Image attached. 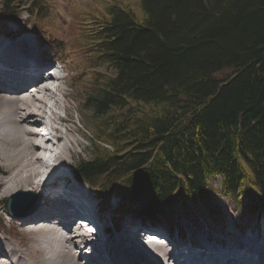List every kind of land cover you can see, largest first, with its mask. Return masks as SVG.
I'll use <instances>...</instances> for the list:
<instances>
[{
	"label": "trees",
	"instance_id": "obj_1",
	"mask_svg": "<svg viewBox=\"0 0 264 264\" xmlns=\"http://www.w3.org/2000/svg\"><path fill=\"white\" fill-rule=\"evenodd\" d=\"M54 2L1 0L0 19L27 13L51 53L69 64L79 53L93 68L83 107L95 135L76 178L101 200L117 197L119 216L164 227L201 208L218 221V194L259 214L264 0H140L141 16L132 0H96L77 13L72 42L58 34Z\"/></svg>",
	"mask_w": 264,
	"mask_h": 264
},
{
	"label": "bare ground",
	"instance_id": "obj_2",
	"mask_svg": "<svg viewBox=\"0 0 264 264\" xmlns=\"http://www.w3.org/2000/svg\"><path fill=\"white\" fill-rule=\"evenodd\" d=\"M29 43L31 44V41L28 38L18 42L21 45H28ZM69 67V65H65L64 69H70ZM49 70H54L52 76L48 75L47 71ZM66 79L68 78H64L62 71L58 70L52 59L49 60L39 53L33 59H19L17 54L0 59V92L5 93L4 96L0 94V164L2 166V168L0 166L2 176L0 178V197L4 199L10 196L9 198L13 199L15 212H20L23 217L10 212L12 214L10 221L14 226L28 225L27 229L32 238L27 253L21 254V245L16 244L11 239L10 231L0 216L2 220L0 224V232L2 233V235L0 234V247L6 250L5 253L8 257L5 258L0 252V264H84L82 259H84L85 254L92 256L96 252H90L88 249L91 244L88 238H96V234H90L86 238L71 225V217L74 213L67 208L54 206L55 203L51 201L52 198L59 201L63 195L66 199H72L71 196L77 195L81 189L76 184H72V180H69L67 172L63 169L65 165L70 163L66 154L71 152L73 141L67 137L72 129L67 126L71 115L67 113L68 107L66 105V100L70 94L63 88V84L69 85ZM29 82H40L41 87L38 95L31 94L37 90L34 85L32 86L34 88H29L31 92L27 93L28 90H23L24 84ZM52 82H57V84L50 88ZM61 110L65 111L64 116L61 114ZM42 116L51 124L57 135V140L61 141L50 149V152H54L52 158L56 162V166H51L47 170L43 166L45 160L42 157V150L35 143L34 120ZM76 142L80 144L77 140ZM42 176L45 177L42 178ZM36 189L44 192V197L41 199L46 202L47 206L43 207L42 205L40 209L37 208L35 214H32L34 211L32 213L19 211L20 205L26 202V199L20 198H24L22 196H28V194L35 197L32 192L26 191ZM47 198L49 199L48 203ZM68 204L69 200H67ZM82 205L83 209L88 210L87 205ZM0 206L5 207L7 205L0 201ZM5 208L8 210L7 207ZM227 225L232 226V229L228 232L221 229L220 232L225 234L229 242L215 238L211 234L201 236L224 242V251L217 252L223 257H226V252L233 251L234 253L229 256H244V259L264 264V260L237 253L232 247L236 242L240 245L245 242L247 245L253 244L257 247L256 249L264 251V226L257 222L249 230L252 234L258 230L254 236L245 233L244 229H240L234 222ZM133 226H124V231L120 232L115 239L106 241L112 248L111 257L114 258L109 261V264H131L129 261L137 262V260L141 264H195L197 258L193 256L194 250L205 248L211 252L208 248L218 249L214 245L208 246V248L201 246L199 243L197 244L194 237L190 239V243L183 250H181L182 246L177 239L171 245L160 242L150 245L142 235H134L139 229L144 232L145 228L142 226L134 228ZM127 230L131 232L133 230L134 233L131 234V237L127 236L129 235ZM185 236L186 234L183 233L182 237ZM126 237L133 240L132 246L128 248V254L121 251L124 249L121 240ZM239 244L237 246H240ZM237 246L235 247L237 248ZM198 260L200 264L208 263L209 256L205 252ZM218 264H226V260L223 259ZM236 264L243 263L238 262Z\"/></svg>",
	"mask_w": 264,
	"mask_h": 264
},
{
	"label": "rangeland",
	"instance_id": "obj_3",
	"mask_svg": "<svg viewBox=\"0 0 264 264\" xmlns=\"http://www.w3.org/2000/svg\"><path fill=\"white\" fill-rule=\"evenodd\" d=\"M95 1L96 0H55V2L53 3V6H52V11H53V15L54 14L57 15L59 22L61 19V22L63 23V26H61L60 29H58L59 30L58 34L63 40L72 42L73 36H74L73 25H76L78 23V17H76L77 13L79 12V10H82V9H87V10L94 9L95 8V6H94ZM132 1L135 4V9H136L137 14L139 16H141L143 13V10H142V7L140 5V0H132ZM19 9H20V11L26 9V5L24 4V6H21ZM26 17L27 16H20L19 15V16H17L16 20H11L6 25L4 24L3 26H0V29H3V32H5L4 30L9 31V30H16L19 28H24V27H26ZM1 21H3V19ZM27 37L35 42V38L31 33L27 32V34L24 35V38H27ZM24 38H22V39H24ZM22 39L18 40V42L21 41ZM71 48H74V41H73V44H71ZM69 54H70L69 55L70 66H72L71 72L68 73L69 77H68V79H66V82L68 80L69 86L63 87L66 89V92L70 94V96L66 100V105L68 107L67 113H69L71 115V119L67 123V126L72 129V132L68 133L67 137H69L73 140L71 143V152H67V154H66L69 160H70V156H71L70 163H69V165H65L63 168L67 172L68 176H70L71 171L73 172V168L75 167L78 160L87 159L90 157V155L92 153V145L90 144L89 140H90V138H94V135H95V124L92 120V115L89 111H86L83 107L85 94L87 92H89L91 87L93 86V80H94L93 68H91V67L89 68V64L82 59V57L79 53L70 52ZM51 57H53V56H51ZM75 74H78L76 78L73 77ZM66 75H67V73L66 74L64 73V76H66ZM24 85L26 86V84H24ZM70 85H72V86H70ZM27 87H29V85H27ZM23 90L26 91L25 88H23ZM0 94L1 95L3 94L2 96L5 95V93H3L2 91L0 92ZM8 95H12V94H8ZM85 138H87L88 140ZM76 140L80 144H78L76 142ZM73 150L76 152L74 155H73ZM72 156H73V159H72ZM72 164H73V168L69 169V166L70 165L72 166ZM0 166H1V164H0ZM59 166H60V164H59ZM1 168H2V166H1ZM1 177L2 176L0 174V178ZM75 183H74V181H72L73 185ZM214 184L218 188L220 186L219 180L218 179L214 180ZM83 185L88 186L85 184H83ZM93 187H94V189L91 186H88V188H85V190L91 194L92 192L96 191V187L95 186H93ZM26 192H30V191H26ZM9 197L10 196L5 197L4 199L0 197V201L5 203V205H6V199ZM22 197H24V198H20V199H26V202L23 203L22 205H20L19 211H21L22 213H24L25 211H26V213L29 212L28 211L29 209H36V210H32L30 212V213H32L34 211L32 214H35V211L40 209L42 204H43L42 200H41V202H39V204H37V206L32 205L31 203H28L29 205L24 207V205L27 202H33V200H35V199L33 196H31L29 194H28V196L25 195ZM217 200L222 205L221 212L225 215V220L227 221L226 225L228 223L232 224L234 222L235 224H237L239 226L240 229H244L243 231H245V233L250 234L251 231H249V230L253 226H255V224L257 222H255V219L252 221V223L247 222L246 216L248 214L247 213L242 214V212L238 209L240 207V202H238V203L231 202L223 194H218ZM48 202H49V199L47 198V203ZM117 202H118V198L114 197L113 199H111V203H109L110 205H107L109 210H111V211H108L107 214L105 215L108 219L111 217L113 218V216H114L113 209L115 208V205ZM5 207L0 206V216L4 220L6 228L9 229L8 231H10V234L12 236L11 239L14 242H16V244L19 243V245H21V247H20L21 254L22 253L25 254L24 252L27 253V251L29 250V247L32 243L31 233L27 229L28 225L14 226L10 221V220H12V218H11L12 214L8 210H6ZM201 210H203V209L201 208ZM200 216H201V219L197 218L195 215L191 219H188V220L187 219H185V220L180 219L178 221L179 226L182 227L183 229H187L189 231V235H193L195 237L197 234H201V235L211 234L215 238L220 237L221 240H224L225 242H229L228 238L225 236V234L220 232V230L223 229V230L228 232L229 230L232 229L231 228L232 226L227 225L224 228V226L221 224H218V225L214 224L215 221L213 220L212 217L209 216V214L205 210L200 212ZM116 217H119V216L117 215ZM124 218H126L124 225H131L133 223V224H137V226L146 225L148 227H151L149 224L147 225V223L142 222L138 219H135L130 214L125 215ZM247 218H249V217H247ZM133 219L136 221H134ZM218 219H219V221H221L222 220L221 216H219ZM231 221H232V223H230ZM238 222H241V223H238ZM244 223L250 224L249 225L250 227H248L247 230L245 229L246 226ZM252 224H253V226L251 227ZM195 225L200 227L197 232L194 230ZM256 229H257V227H256ZM257 231H255V233H257ZM132 232H133V230H132ZM195 232L197 233L196 235H195ZM0 234L2 235L1 232H0ZM178 238L183 241V239L181 237H178ZM188 239H189V237L187 236L184 240L187 241ZM164 241L167 242L168 240H164ZM178 242L181 244L182 247L185 246L179 240H178ZM82 262L85 263L84 259H82Z\"/></svg>",
	"mask_w": 264,
	"mask_h": 264
},
{
	"label": "water",
	"instance_id": "obj_4",
	"mask_svg": "<svg viewBox=\"0 0 264 264\" xmlns=\"http://www.w3.org/2000/svg\"><path fill=\"white\" fill-rule=\"evenodd\" d=\"M13 203H14V201H13V199L11 198L10 201H9V207H10V209H11L13 212H15V210H14L15 207H14ZM15 213H17V212H15Z\"/></svg>",
	"mask_w": 264,
	"mask_h": 264
}]
</instances>
